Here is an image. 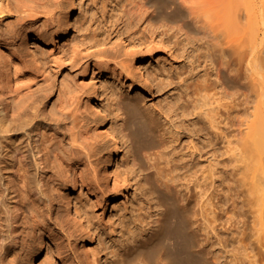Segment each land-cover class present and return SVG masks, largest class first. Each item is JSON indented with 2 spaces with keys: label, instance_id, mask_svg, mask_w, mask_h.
Listing matches in <instances>:
<instances>
[{
  "label": "bare ground",
  "instance_id": "obj_1",
  "mask_svg": "<svg viewBox=\"0 0 264 264\" xmlns=\"http://www.w3.org/2000/svg\"><path fill=\"white\" fill-rule=\"evenodd\" d=\"M129 1L137 10L130 16L127 33L120 32L118 36L120 50L99 43L96 51H85L78 62L83 74L79 84L86 91L77 94L62 81L58 98L53 101L55 79L52 81L41 73L37 58L32 63L23 58L21 47L25 44L33 53L30 42L50 44L53 48L71 43L77 0H67L62 6L57 14L59 24L51 33L43 31L38 22L37 13L42 5L37 0H22L23 18L28 20L16 29L0 30V264H36L45 250L52 252L56 259L63 258L62 244L52 229L61 220V212L54 214L58 201L64 203L69 215L71 208L78 215L75 221L89 243V247L82 248L86 263L100 264L97 248L92 244L94 233L84 223L71 194L79 191V195L86 194L95 204L105 205L113 199L111 192L116 190L122 196V188L128 189L131 182L128 176L117 173L121 137L115 126L109 127L100 100L103 84H99L97 76L117 77L126 87L119 101L120 109L130 125L137 124L131 130L137 149L157 146V132L162 122L155 115H149L150 109L145 107L142 98L143 93L149 92L147 86L152 87L146 64L167 54L174 37H178L175 46L184 43L178 33L186 35L185 51L188 44L197 49L191 43L193 39L200 41L201 52L197 57L211 61L205 75L186 86L192 90L189 96L192 111L206 116L214 127L211 115L216 107L214 102L229 95L230 111H237L242 125H246L237 147L240 154L235 153L236 180L227 184V192L234 185L240 188L253 220L250 228L244 226L245 220L242 230L240 225L231 226L242 235L243 246L245 235L249 234L257 236L264 247V0ZM3 6L4 0H0V14ZM159 20H164L166 27L159 28ZM169 30L177 33L170 35ZM201 30L204 34L197 37ZM78 52L74 49L70 55L78 58ZM62 64L58 62L56 74L63 71ZM136 73L147 86L137 80ZM194 76L189 75L186 80ZM85 93L97 103L95 130L107 140V152L92 176L83 170L77 139L68 145H59L53 133L58 126L54 118L57 108L64 104L80 108ZM218 94L219 100L214 99ZM243 104L248 111L245 116L240 111ZM152 154L157 158L164 156L162 150L144 155L136 153V156L146 165L152 160ZM148 165L151 169L155 167L154 163ZM171 191L173 187L159 190L160 202L168 200L170 204L162 211L159 227L137 238L124 255L138 252L155 258L166 250L169 264H210L212 259L202 235L194 230L188 209ZM187 203L194 206L191 197ZM236 209L235 205L234 213Z\"/></svg>",
  "mask_w": 264,
  "mask_h": 264
},
{
  "label": "rangeland",
  "instance_id": "obj_2",
  "mask_svg": "<svg viewBox=\"0 0 264 264\" xmlns=\"http://www.w3.org/2000/svg\"><path fill=\"white\" fill-rule=\"evenodd\" d=\"M37 2L42 5L37 18L43 31H55L59 24L57 14L67 0ZM21 4L22 0H4L0 30L16 29L29 19L23 18ZM77 4L73 40L66 47H63V43L53 48L50 44L44 46L30 42L34 56L25 44L21 47L23 58L29 63L37 58L41 73L51 80L55 79L52 80L55 84L52 101L58 98L62 81L77 94L86 91L79 84L83 75L78 62L80 57L85 51H96L99 43L120 50L118 36L120 32L127 33L130 16L137 10L129 0H77ZM163 21L159 20L161 29L166 27ZM174 32L177 33V30H169L170 35ZM203 34L201 30L197 37ZM178 36L184 43L187 42L186 35L178 33ZM177 39H172V49L168 48L167 54H163L165 56L160 55V59L147 62L152 87L147 86L141 75L136 73L137 80L148 87L149 92L143 93L142 98L145 107L150 109L149 115H155L162 122L157 132V146L137 149L131 131L137 124L130 125L120 109L119 101L126 87L117 77L97 76L99 84H103L100 100L108 116L109 127L115 126L121 137L117 173L121 177L128 176L131 185L128 189L122 188V196H118L116 190L111 192L113 199L105 205L95 204L86 194L79 195V191L72 193L71 199L83 214L84 223L94 233L92 244L97 248L100 264H169L166 250L155 258L138 252L124 254L137 238L159 227L162 211H166L170 205L168 200L160 202L159 190L167 191L170 187L174 188L170 193L188 209L194 230L202 235V242L212 259L210 264H264V247L257 236L245 235L243 246L240 241L242 235L231 226L240 225L242 230L245 220L244 226L249 225L250 228L253 220L248 206L244 204L243 195H240V188L234 185L231 192H227V184H233L236 180V155L240 154L237 147L246 125H242V117L236 115L237 111H230L227 100H231V96L226 94V99L214 102L216 107L211 110L214 127L210 126L206 116H198L197 111H192L189 104L192 90L186 86L198 76L203 77L211 61L197 57L201 52L199 40L196 42L193 39L191 42L196 45V50L188 44L185 51L184 43L175 46ZM74 49L79 50L76 54L78 58L70 55ZM125 57L123 55L122 58ZM58 62L63 63V71L56 74ZM189 75L196 76L186 80ZM83 96L88 103L84 101L80 108L68 104L57 108L54 118L58 126L53 133L59 145H68L74 138L77 139L83 170L92 176L94 168L99 167L100 159L107 152V140L95 130L98 115L94 109L98 108L97 103L88 99L87 93ZM219 98L218 94L214 99ZM240 111L244 116L248 114L246 104ZM208 141H212V144H208ZM156 150H162L164 156L157 158L152 154V160L146 165L136 156V153L144 155ZM151 163L155 164L154 169L149 167ZM190 197L194 206H188ZM235 205L237 209L234 213ZM58 211L61 212V220L52 229L62 244L63 258L56 259L52 252L45 250L36 264H87L82 248L89 247V243L75 221L78 215L72 208L69 215L64 203L59 201L56 202L54 214Z\"/></svg>",
  "mask_w": 264,
  "mask_h": 264
}]
</instances>
